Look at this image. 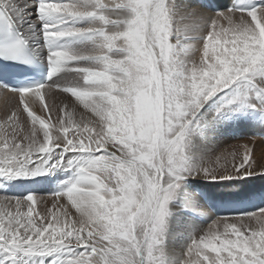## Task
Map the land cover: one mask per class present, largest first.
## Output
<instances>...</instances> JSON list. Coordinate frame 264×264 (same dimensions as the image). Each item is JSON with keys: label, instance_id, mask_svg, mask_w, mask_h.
<instances>
[{"label": "snow or ice", "instance_id": "6c2138e0", "mask_svg": "<svg viewBox=\"0 0 264 264\" xmlns=\"http://www.w3.org/2000/svg\"><path fill=\"white\" fill-rule=\"evenodd\" d=\"M0 95V264H264V0H0Z\"/></svg>", "mask_w": 264, "mask_h": 264}, {"label": "rangeland", "instance_id": "374dc122", "mask_svg": "<svg viewBox=\"0 0 264 264\" xmlns=\"http://www.w3.org/2000/svg\"><path fill=\"white\" fill-rule=\"evenodd\" d=\"M223 5L231 6L230 3L229 4L224 3ZM14 103H16L15 100L13 101V104ZM243 130H244V132H242ZM240 132H242V134ZM224 136H222L223 138L221 137L222 145H238V144H242L244 142L245 143L247 142L250 146H252V145H254L252 143L255 142V140L257 141V139L259 138L258 141L255 142L256 145H254V147H253L254 155H255L258 162L260 161L262 154H264V130H261L259 128L242 126L241 128L239 127V128H235V129L230 130L229 132L225 133ZM253 137L255 138V140L252 142ZM261 182H264V181H257V183H259V184H262ZM47 190H49V193L51 194L52 189H47ZM230 191H232V190L225 188V199H228L226 194ZM218 192L221 195L222 190H220L218 188V189H215V191H214L213 199L215 200V202L217 204V206L215 208L207 206L208 203H211V201H208V202L202 201L203 210L206 211L208 213L209 217H211V218H215L216 216L228 214L230 211L233 210L232 206H226V205H222L219 203V201L222 200V198L217 196ZM249 210H253V209L251 207H249ZM207 223H210V220H205L204 226H206Z\"/></svg>", "mask_w": 264, "mask_h": 264}, {"label": "bare ground", "instance_id": "6f19581e", "mask_svg": "<svg viewBox=\"0 0 264 264\" xmlns=\"http://www.w3.org/2000/svg\"><path fill=\"white\" fill-rule=\"evenodd\" d=\"M214 2L219 3L221 5H223L224 3H232V0H214ZM230 7V6H229ZM56 95L60 98L63 99L64 98V94L57 92ZM14 99H11L10 97L8 99H5L2 95H0V119H2L3 116V110L5 108H11L13 104ZM241 128V127H240ZM258 131V130H257ZM244 132V130L242 131ZM242 132H240L242 134ZM256 133V132H255ZM246 136V135H245ZM225 137V136H224ZM230 137V136H229ZM232 137V136H231ZM223 138V137H222ZM259 139V138H258ZM257 139V141H258ZM255 140V139H254ZM252 140V142L254 141ZM255 140V142H257ZM255 142H253L252 144L256 145ZM245 143V142H244ZM247 143V142H246ZM262 184H259L256 182V184L254 185V187L256 188H260L262 186H264V182H261ZM46 186H40L37 190V195H39L38 197H44L46 198L48 201H50L52 199V196H50L51 194L49 193V190L45 189ZM220 190H222L221 195L217 194V196L221 197L222 199H225V188H219ZM229 189V188H228ZM232 190V189H231ZM39 193V194H38ZM42 195V196H41ZM205 207V206H204ZM207 207V206H206ZM208 210V209H207ZM210 212V211H209Z\"/></svg>", "mask_w": 264, "mask_h": 264}]
</instances>
